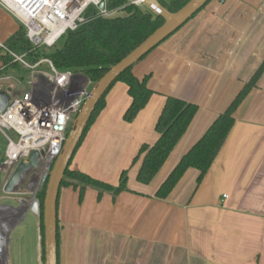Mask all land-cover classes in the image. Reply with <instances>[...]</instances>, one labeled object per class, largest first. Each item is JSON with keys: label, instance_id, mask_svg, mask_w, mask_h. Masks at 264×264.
Instances as JSON below:
<instances>
[{"label": "crops", "instance_id": "crops-1", "mask_svg": "<svg viewBox=\"0 0 264 264\" xmlns=\"http://www.w3.org/2000/svg\"><path fill=\"white\" fill-rule=\"evenodd\" d=\"M20 25L0 6L1 42ZM263 61L264 0H211L135 63L137 78L150 75L148 103L131 123L105 113L70 164L99 178L129 168L128 189L98 199L88 188L79 201L77 190L60 188L58 264H264V71L234 111L233 126L201 183L189 168L166 198L155 196ZM167 96L199 109L152 181L141 184L135 178L139 161L130 167L131 160L143 143L157 140L154 126ZM129 103L126 85L114 83L105 107L121 114ZM110 140L116 145L104 154Z\"/></svg>", "mask_w": 264, "mask_h": 264}, {"label": "trees", "instance_id": "trees-1", "mask_svg": "<svg viewBox=\"0 0 264 264\" xmlns=\"http://www.w3.org/2000/svg\"><path fill=\"white\" fill-rule=\"evenodd\" d=\"M158 1L169 12H175L188 0ZM105 7L107 11H115L118 14L102 16L96 8L89 6L83 14L85 22L79 24L74 30H67L54 46L50 48L45 46L34 47L26 38L25 28L22 25L3 44L11 51L24 54L30 62H36L42 57H47L59 70H69L79 73L94 85L113 65L125 57L163 23V19L160 16L143 6L131 3V0H105ZM0 61L5 67L11 66L17 68V65L12 63L11 58L1 49ZM132 67L123 71L114 82H122L127 87L130 103L122 115V119L126 123H131L136 118L154 93L147 84L150 75L146 74L142 78H137L132 73ZM263 71L264 61L250 80L243 85L229 106L213 120L203 135L180 157L176 165L158 187L155 193L157 198H166L189 168L198 171L196 185L198 186L201 183L233 126L234 111L256 86ZM109 89L96 104L77 148L89 129L93 116L104 107V99ZM198 109L199 107L196 104L183 99L173 96L165 98L154 126V130L158 135L157 140L153 144L143 143L131 162L130 167L139 161V167L135 176L137 182L149 184L152 181L177 142L185 134ZM2 159L3 152H0V162ZM70 164L71 161L64 172L60 188L68 186L77 190L79 201L83 199L85 190L88 188L94 189L97 192L98 199L105 193L115 197L118 193L128 189L129 168L123 169L120 172L118 184L113 186L107 182L94 179L84 172L71 169ZM45 184L40 187L37 197L40 205V230L42 237V203Z\"/></svg>", "mask_w": 264, "mask_h": 264}, {"label": "built area", "instance_id": "built-area-1", "mask_svg": "<svg viewBox=\"0 0 264 264\" xmlns=\"http://www.w3.org/2000/svg\"><path fill=\"white\" fill-rule=\"evenodd\" d=\"M12 1L18 2V5L11 4ZM12 1L0 0V6L9 11L25 28V36L34 47L54 46L67 30H74L85 22L83 14L89 6L96 8L102 16L115 14V11H107L106 7L100 10L97 5L101 0ZM131 3L142 6L139 0H131ZM0 49L17 67L28 71L23 83L21 78L7 71L17 68H0V82L19 85L18 89L13 87L9 91L0 90L9 96L6 107L0 109V133L6 141L0 162V172L4 174L0 192H3L16 165L21 160H28L34 151L40 156L39 164L25 180L28 179L29 188L38 187L43 174L50 171L61 152L70 130V117L80 110L89 96L92 83L79 73L59 70L47 57L30 62L24 54L7 49L1 41ZM32 173H36L35 179H31Z\"/></svg>", "mask_w": 264, "mask_h": 264}, {"label": "water", "instance_id": "water-1", "mask_svg": "<svg viewBox=\"0 0 264 264\" xmlns=\"http://www.w3.org/2000/svg\"><path fill=\"white\" fill-rule=\"evenodd\" d=\"M139 1L143 7L160 16L163 19V23L92 85L89 96L76 114V118L68 132L61 152L55 158L50 171L43 174L40 183V185L43 186L46 182L42 203L43 264H58L57 199L60 185L64 172L73 158L96 104L123 71L140 61L145 55L180 29L210 0H188L175 12H169L158 0ZM97 7L100 10H104L105 1L101 0ZM8 100L9 96L4 91H0V109L3 110L6 107ZM39 158V154L34 151L31 153L28 160H21L7 179L3 187V192L6 194L17 193V190L22 186L27 175L38 167ZM35 178L36 173H32L31 179ZM18 202L20 206L17 207L11 205L4 206L11 207L14 210H22L23 217L27 210L31 211L36 216H40L38 199L32 198L27 202L20 198ZM23 217L19 222L22 221Z\"/></svg>", "mask_w": 264, "mask_h": 264}, {"label": "rangeland", "instance_id": "rangeland-1", "mask_svg": "<svg viewBox=\"0 0 264 264\" xmlns=\"http://www.w3.org/2000/svg\"><path fill=\"white\" fill-rule=\"evenodd\" d=\"M118 12H115L114 15H117ZM122 14V13H120ZM45 68V65L42 66ZM14 74L15 77L21 78L22 82L25 83L26 78L28 76V71L22 69L21 67H17V69L11 72ZM12 85V86H10ZM19 88L15 86L14 82H0V90H7L9 91L10 88ZM121 96H118L116 100L118 102L121 100ZM105 104H106V96H105ZM115 100V99H114ZM111 105V104H110ZM109 110L110 112H107ZM125 111V110H124ZM124 111L119 114L117 107L107 108L102 107L92 118L89 128L94 124L95 121H103L105 113L110 114L109 120L115 119H122V115ZM115 114V115H114ZM76 118L75 114H72L70 117V121L68 122V128H71L73 122ZM116 145L114 141H108L105 146L106 149L104 154L107 153L110 149ZM6 146V141L3 135L0 133V152H3ZM81 144L77 148L73 158L71 160V164L75 163V156L80 152ZM137 155V154H136ZM135 155V156H136ZM134 156V157H135ZM133 157V158H134ZM133 160V159H132ZM131 160V162H132ZM94 179L107 182L111 185H115L118 182V175H114L112 173H101L100 178L89 174ZM4 180V174L0 172V185ZM28 179L23 181L22 186L17 190L15 194H6L0 192V205H11L13 207L20 206L18 199L22 198L29 202L33 197L38 199V193L40 191V186H34L33 188H29L28 186ZM38 222V224H37ZM18 223V222H17ZM40 216L34 215L31 211L27 210L25 216L23 217L22 221L18 224H14L15 227L13 228L9 241H8V263L9 264H43V254H42V234L40 230Z\"/></svg>", "mask_w": 264, "mask_h": 264}, {"label": "bare ground", "instance_id": "bare-ground-1", "mask_svg": "<svg viewBox=\"0 0 264 264\" xmlns=\"http://www.w3.org/2000/svg\"><path fill=\"white\" fill-rule=\"evenodd\" d=\"M84 1L88 2V1H96V0H84ZM13 3L16 6L18 5V2L12 1L11 4ZM22 217H23L22 210H14L11 207L0 205V264H9L8 245L5 239L10 236L12 228L15 226L14 224H17V222H19Z\"/></svg>", "mask_w": 264, "mask_h": 264}, {"label": "flooded vegetation", "instance_id": "flooded-vegetation-1", "mask_svg": "<svg viewBox=\"0 0 264 264\" xmlns=\"http://www.w3.org/2000/svg\"><path fill=\"white\" fill-rule=\"evenodd\" d=\"M13 228H14V227H13ZM13 228H12V230H13ZM11 232H12V231H11ZM9 237H10V236H9ZM9 237L5 239L7 245H8Z\"/></svg>", "mask_w": 264, "mask_h": 264}]
</instances>
